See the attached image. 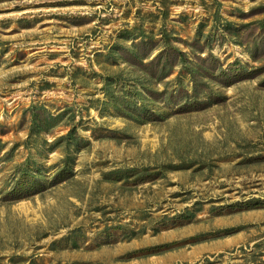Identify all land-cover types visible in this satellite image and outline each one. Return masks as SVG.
I'll list each match as a JSON object with an SVG mask.
<instances>
[{
	"label": "rangeland",
	"instance_id": "1",
	"mask_svg": "<svg viewBox=\"0 0 264 264\" xmlns=\"http://www.w3.org/2000/svg\"><path fill=\"white\" fill-rule=\"evenodd\" d=\"M0 264H264V0H0Z\"/></svg>",
	"mask_w": 264,
	"mask_h": 264
}]
</instances>
